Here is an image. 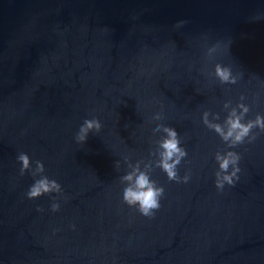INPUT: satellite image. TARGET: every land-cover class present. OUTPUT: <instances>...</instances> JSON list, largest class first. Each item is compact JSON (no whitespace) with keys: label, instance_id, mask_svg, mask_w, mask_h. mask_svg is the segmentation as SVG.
Instances as JSON below:
<instances>
[{"label":"water","instance_id":"95a60500","mask_svg":"<svg viewBox=\"0 0 264 264\" xmlns=\"http://www.w3.org/2000/svg\"><path fill=\"white\" fill-rule=\"evenodd\" d=\"M238 103L245 122L264 116V0H0V264H264V133L229 149L202 122ZM92 118L101 132L78 144ZM157 123L177 131L190 179L153 166L164 196L149 218L120 178L158 159ZM228 150L239 179L218 190ZM20 153L62 192L28 199L40 177L20 175Z\"/></svg>","mask_w":264,"mask_h":264},{"label":"clouds","instance_id":"9594fccd","mask_svg":"<svg viewBox=\"0 0 264 264\" xmlns=\"http://www.w3.org/2000/svg\"><path fill=\"white\" fill-rule=\"evenodd\" d=\"M256 19H260L259 16ZM187 23V21L177 22L176 27H180ZM231 43V42H230ZM221 44L218 42L208 51H215ZM230 46V44H229ZM228 46V47H229ZM221 84H235L237 76L233 75L231 68L223 66L220 63L214 65L212 73ZM241 101L244 99L240 97ZM231 102H226L224 107L229 109ZM250 111L249 107L244 103H238L235 107H231L223 123L212 122L209 120V113L205 111L202 116L203 124L213 130L226 143L229 149L235 148L238 145L244 144L247 140L252 143L257 138L259 133H253V129H259V132L264 133V116L257 114L255 119H249L245 122L246 114ZM215 120H219L218 114H215ZM154 120L163 119L160 113L153 116ZM102 123L98 118L85 119L76 134V142L83 145L90 133H100L102 130ZM154 131L162 132L164 135L158 141V159L155 162H146L143 169L139 162L131 168L120 180L121 183L127 186L123 189V202L129 207H134L139 213L145 217H153L155 211L160 208V200L164 196V188L158 186L156 181L150 178V172L153 166L160 168L166 173L169 181H176L177 183H187L190 179L189 175L185 174L183 177L178 174V165L187 156V151L181 146L177 131L173 127L166 126L162 123H157ZM241 156L235 152L228 150L226 152L217 151L215 153V160L218 163V171L215 173V186L218 190H223L224 185H234L235 181L239 179L238 173L240 168L238 166ZM18 162L21 163L20 175L30 173L35 179L26 193L28 199H37L43 195H51L52 193L60 194L62 192L61 185L54 179H49L45 173L44 164L37 160L35 168L32 167L30 157L25 153H20L17 157ZM116 168H119V161L116 162ZM231 171L229 172V169ZM51 204V210L57 212L60 209L59 203ZM42 211V209H38Z\"/></svg>","mask_w":264,"mask_h":264}]
</instances>
